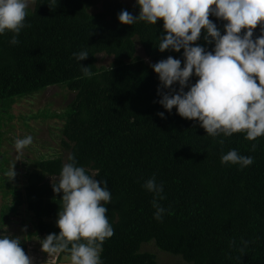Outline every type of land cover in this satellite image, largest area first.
<instances>
[{
	"label": "trees",
	"instance_id": "16d2710c",
	"mask_svg": "<svg viewBox=\"0 0 264 264\" xmlns=\"http://www.w3.org/2000/svg\"><path fill=\"white\" fill-rule=\"evenodd\" d=\"M123 10L134 17L140 12L136 3L122 0H36L19 44L10 43V32L0 35V112L49 87L75 94L62 114L52 116L63 120L68 157L74 154L88 174L98 172L94 179L106 180L111 192L106 215L114 235L103 244V264H158L155 255L140 252L149 242L185 264H264V137L213 138L175 108L168 113L158 101L170 90L163 89L152 65L173 56L183 67V49L160 52L163 21L122 25ZM209 19L224 34L227 22L211 14ZM204 36L202 29L196 43L213 51L214 43ZM137 45L148 61L136 55ZM84 50L88 58L77 61L73 53ZM98 55L112 57V65L99 68ZM80 64L90 68L91 78ZM233 149L251 156L253 164H222V155ZM68 157L36 161L23 194L0 178L13 197V205L0 209V231L24 203L34 219L28 238L59 234L63 193L53 189L58 181L48 179L59 177ZM153 177L164 187L158 203L166 212L160 221L154 218V194L143 187Z\"/></svg>",
	"mask_w": 264,
	"mask_h": 264
},
{
	"label": "clouds",
	"instance_id": "9594fccd",
	"mask_svg": "<svg viewBox=\"0 0 264 264\" xmlns=\"http://www.w3.org/2000/svg\"><path fill=\"white\" fill-rule=\"evenodd\" d=\"M35 4L36 0H0V35L12 33V45L19 44L18 36L28 26L29 8ZM136 4L139 15L123 10L118 16L122 25L139 21L156 25L162 20L166 34L160 37L159 51L183 49V67L181 59L173 56L152 65L163 89L170 90L162 94L159 104L168 113L175 108L180 117L197 121L213 138L236 133L250 141L264 137V0H136ZM210 14L227 22L224 34ZM258 24L261 35L253 39ZM202 29L205 41L214 43L213 51L196 43ZM73 56L81 62L89 53L84 50ZM80 67L85 77L93 76L89 67ZM193 76L198 79L191 84ZM177 84L178 90L173 88ZM158 115L165 118L164 112ZM32 143L31 135L16 139V152L22 154ZM68 161L53 185L56 193H63L57 220L60 231L41 241L42 250L49 257L67 253L71 264H103V244L114 235L106 215L111 192L106 180L94 179L98 172L93 176L78 166L74 154ZM221 163L245 168L253 164V158L233 149L222 155ZM9 175H15L13 169ZM143 187L154 194V218L162 220L166 209L158 200L164 199L163 184L153 177ZM0 264H32L21 239L5 231H0Z\"/></svg>",
	"mask_w": 264,
	"mask_h": 264
},
{
	"label": "rangeland",
	"instance_id": "374dc122",
	"mask_svg": "<svg viewBox=\"0 0 264 264\" xmlns=\"http://www.w3.org/2000/svg\"><path fill=\"white\" fill-rule=\"evenodd\" d=\"M126 5H133L136 0H122ZM33 6V5H32ZM30 6V8L32 7ZM136 55L145 61L143 50L136 46ZM113 58L105 55L97 56V66L108 68ZM74 93L64 87H49L41 92L16 101L5 113L0 112V178L23 194L28 173L34 170V163L39 159L60 157L63 161L68 157V150L63 146L61 128L63 120L52 115L62 114L74 98ZM31 135L33 143L16 152L15 140ZM13 169L15 175L9 172ZM59 177H51L50 182L58 181ZM0 182V209L13 205V197L8 188ZM9 220L1 231L13 237H19L26 246L25 253L32 264H71L67 256L49 255L42 250V238L28 235L34 232L33 216L23 203L16 208L15 213H9ZM140 252L156 256L158 264H185L180 256L159 251L153 242L141 245Z\"/></svg>",
	"mask_w": 264,
	"mask_h": 264
}]
</instances>
